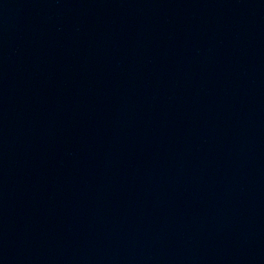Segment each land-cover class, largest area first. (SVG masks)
<instances>
[{
	"label": "water",
	"instance_id": "1",
	"mask_svg": "<svg viewBox=\"0 0 264 264\" xmlns=\"http://www.w3.org/2000/svg\"><path fill=\"white\" fill-rule=\"evenodd\" d=\"M0 264H264V0H0Z\"/></svg>",
	"mask_w": 264,
	"mask_h": 264
}]
</instances>
